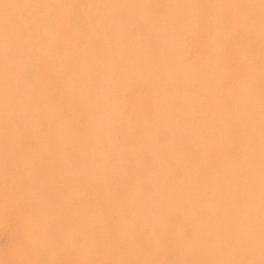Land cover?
I'll use <instances>...</instances> for the list:
<instances>
[{
    "label": "bare ground",
    "instance_id": "6f19581e",
    "mask_svg": "<svg viewBox=\"0 0 264 264\" xmlns=\"http://www.w3.org/2000/svg\"><path fill=\"white\" fill-rule=\"evenodd\" d=\"M0 5V264H264V0Z\"/></svg>",
    "mask_w": 264,
    "mask_h": 264
},
{
    "label": "rangeland",
    "instance_id": "374dc122",
    "mask_svg": "<svg viewBox=\"0 0 264 264\" xmlns=\"http://www.w3.org/2000/svg\"><path fill=\"white\" fill-rule=\"evenodd\" d=\"M2 10V7H1V5H0V11ZM136 88L135 87H133L132 89H131V93H132V95H134L135 93H136ZM9 241H10V237H9V232H8V230L7 229H4V228H2L1 226H0V248H2V247H4V248H6V247H8V245H9Z\"/></svg>",
    "mask_w": 264,
    "mask_h": 264
}]
</instances>
